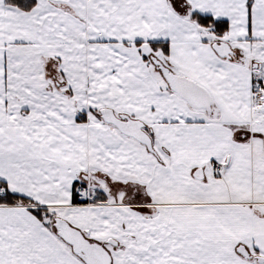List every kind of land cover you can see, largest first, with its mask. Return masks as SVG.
Returning a JSON list of instances; mask_svg holds the SVG:
<instances>
[{
    "label": "snow or ice",
    "instance_id": "snow-or-ice-1",
    "mask_svg": "<svg viewBox=\"0 0 264 264\" xmlns=\"http://www.w3.org/2000/svg\"><path fill=\"white\" fill-rule=\"evenodd\" d=\"M0 264H264V0H0Z\"/></svg>",
    "mask_w": 264,
    "mask_h": 264
}]
</instances>
